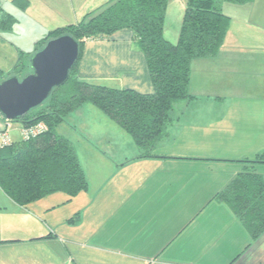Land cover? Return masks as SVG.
I'll return each instance as SVG.
<instances>
[{"label": "crops", "instance_id": "0c3cea01", "mask_svg": "<svg viewBox=\"0 0 264 264\" xmlns=\"http://www.w3.org/2000/svg\"><path fill=\"white\" fill-rule=\"evenodd\" d=\"M16 1L0 0V11L15 18L10 27L0 29L5 39L0 37V72L9 60L17 61L19 51L31 52L50 30L78 22L105 2L26 0L20 9ZM221 10L231 17L224 42L215 57L192 61L188 92L193 99L174 104L173 121L153 157L118 151L119 161L111 169L139 163L141 170L112 185L115 175L103 176L99 170L102 181L84 191L91 200L95 197L87 208L94 216L89 224L106 217L105 239L99 243L92 231L89 244L81 245L71 230L63 234L66 218L36 227L35 205L59 192L21 207L0 188V215L12 216L0 222V264H264V233L252 241L228 206L211 199L244 169L245 160L264 151V0L225 2ZM23 23L24 39H15ZM77 74L109 87L152 90L144 55L127 29L108 40L88 41ZM106 121L101 124L107 128L111 123ZM9 125L0 119L1 130L9 133ZM170 128L177 136L169 134ZM109 140L98 137L96 144L84 143L90 156L99 158L101 151L106 154L100 142L106 146ZM179 140L188 154L168 153ZM254 170L264 176V164H255ZM99 197L106 199L94 206ZM52 206L60 205L52 201ZM26 211L28 221L22 218ZM83 222L82 217L79 225ZM100 251L111 256L101 257Z\"/></svg>", "mask_w": 264, "mask_h": 264}, {"label": "trees", "instance_id": "16d2710c", "mask_svg": "<svg viewBox=\"0 0 264 264\" xmlns=\"http://www.w3.org/2000/svg\"><path fill=\"white\" fill-rule=\"evenodd\" d=\"M169 1L105 0L78 22L50 30L31 52L19 51L15 65L0 72V81L30 73L31 55L60 35H70L79 44V56L67 81L55 88L45 103L18 120L0 118L20 127L38 122L45 125L38 135L0 148V188L11 201L25 207L53 193H63L69 199L86 191L88 182L76 148L56 131L86 104L130 136L139 150L137 158L153 157L155 146L167 135L173 121L174 104L193 99L188 92L192 61L215 57L224 42L231 18L221 5H244L253 0H186L175 42L164 34ZM16 4L24 9L27 1L17 0ZM14 19L0 11V29L10 27ZM124 29L131 31L133 43L144 55L152 83L150 93L95 84L77 74L88 41L108 40ZM244 163V169L211 199L228 206L254 241L264 233V176L254 170L255 164H264V151Z\"/></svg>", "mask_w": 264, "mask_h": 264}, {"label": "rangeland", "instance_id": "374dc122", "mask_svg": "<svg viewBox=\"0 0 264 264\" xmlns=\"http://www.w3.org/2000/svg\"><path fill=\"white\" fill-rule=\"evenodd\" d=\"M225 3V2H224ZM186 0H170L168 4V8L166 11V21H165V36L167 39L173 38L174 41L177 38L178 31L181 24V19L184 13ZM227 5V4H225ZM224 5V8L226 6ZM229 6V5H227ZM230 8V7H229ZM231 18V17H230ZM82 19V18H81ZM80 19V20H81ZM26 27V24H20L17 29L19 30V35L15 39H24V29ZM0 37L2 35L0 34ZM3 40H5L3 38ZM7 40V39H6ZM32 42H29L30 45ZM85 49V47H84ZM83 49V51H84ZM7 61V60H6ZM16 61V58L15 60ZM14 61L9 60V62L5 63L4 69L7 72L9 71L15 64ZM84 79V78H83ZM86 81L97 83L99 80L98 78H86L84 79ZM107 83V82H106ZM102 85H106L105 82ZM108 120L113 126H107L102 125L101 122ZM106 121V122H108ZM9 133L8 135L11 137V139L18 140L20 138V124L16 122H10L9 123ZM106 124V123H105ZM109 124V123H108ZM181 122H179V125ZM188 127L184 126L182 129V134L186 137V132ZM1 130V128H0ZM56 131L58 134L66 137L69 139L75 146L76 151L78 152V157L80 164L82 166V169L85 173L86 180L88 182V186L90 190H93L95 187L99 185V182L102 180L98 178L99 170L103 172V176L106 174L115 175L114 180L112 181L111 185L114 184V182L117 184L118 182L121 183L128 177H133V175L137 174L139 170H141L142 165L137 163L136 165H131L123 170H119L115 172V170L111 169V166L115 165L119 161V159L116 158L118 155V151L125 152L124 154H127L128 157H134L139 153V150L134 146L130 136H128L126 133H124L115 123L110 121L103 113H101L98 109H96L94 106L90 104H86L83 107H81L76 114L72 115L67 122L61 123L57 126ZM171 131V128H170ZM177 132L173 131L169 132V134H174L177 136ZM180 132V134H181ZM179 134V135H180ZM102 137V139L110 138L108 144L105 146L104 142H100V148H104V154L102 151L99 158L94 156H90V151L88 150V144L84 143V140L90 141L94 144L97 142V138ZM172 137V136H171ZM83 139V141H82ZM182 141H178L177 147H174L172 150H169L168 153H186L188 152L182 151L181 146ZM155 149V148H154ZM97 153V152H96ZM104 155H103V154ZM210 154L214 153V150L210 149ZM154 169V168H153ZM110 187V186H109ZM88 192V191H87ZM89 193H85L84 191L80 192L78 195H76L73 198H69L64 194H56L54 197H51L50 199H46L44 201H40L37 203L35 208L37 209L38 218L35 219V225L36 227H40L42 221L46 220H52L54 218H57L56 221H59L58 223L62 222V219H67L63 234L65 235L66 232H69L70 230L73 232V234L78 238V242H80L81 245L89 244L87 242L88 237L92 234V231L94 233L98 234L97 240L102 242L105 238L106 231L104 228H102L104 220L106 217L99 216L96 220V223L93 225L89 224L90 217L93 215L90 214V211H87V208L91 206V202L93 201V198L89 197L87 195ZM107 197V196H106ZM105 198L99 197L96 198V201H94V206H98V204L105 200ZM52 201L55 204L60 205L59 208L54 207L52 208ZM4 207V206H1ZM30 208V207H29ZM32 208V207H31ZM84 213V216H83ZM100 213V212H99ZM7 213H4L3 215H0V222L5 221L6 219H10L11 215H6ZM76 214H79V220L78 223L75 221ZM41 215V216H40ZM31 215L29 213L23 215L24 221H28ZM36 217V216H35ZM83 217L84 222L82 225H79L81 218ZM94 217V216H93ZM21 218V219H22ZM71 219V221H70ZM55 221V220H52ZM103 221V222H102ZM102 222V223H101ZM72 225L71 227H67L68 225ZM72 228V229H71ZM103 236V237H102ZM104 241L103 243H105ZM101 252V251H100ZM97 252L101 257L107 256L110 257L111 255L105 253V252Z\"/></svg>", "mask_w": 264, "mask_h": 264}, {"label": "water", "instance_id": "95a60500", "mask_svg": "<svg viewBox=\"0 0 264 264\" xmlns=\"http://www.w3.org/2000/svg\"><path fill=\"white\" fill-rule=\"evenodd\" d=\"M79 56V44L70 35L49 39L29 58L30 73L0 81V118L15 121L49 98L63 85Z\"/></svg>", "mask_w": 264, "mask_h": 264}, {"label": "built area", "instance_id": "2783aa9c", "mask_svg": "<svg viewBox=\"0 0 264 264\" xmlns=\"http://www.w3.org/2000/svg\"><path fill=\"white\" fill-rule=\"evenodd\" d=\"M45 129V125L42 122L30 126L20 127V139L28 140L31 137L38 135ZM12 143L8 133L5 130L0 131V148L9 145Z\"/></svg>", "mask_w": 264, "mask_h": 264}]
</instances>
